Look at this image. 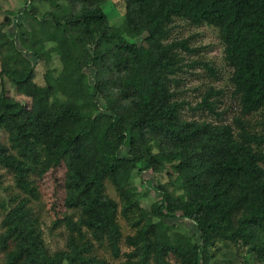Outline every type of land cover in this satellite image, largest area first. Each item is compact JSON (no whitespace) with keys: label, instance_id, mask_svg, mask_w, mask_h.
Masks as SVG:
<instances>
[{"label":"trees","instance_id":"16d2710c","mask_svg":"<svg viewBox=\"0 0 264 264\" xmlns=\"http://www.w3.org/2000/svg\"><path fill=\"white\" fill-rule=\"evenodd\" d=\"M108 1L24 0L14 20L0 21V168L15 186L0 198V259L111 264L96 253L98 243L125 264H215L228 243L240 256L244 249L247 264H264V131L245 120L264 111V0H122L120 25L110 23ZM176 19L218 30L240 107L233 124L184 118L188 103L172 86L186 66L182 52L196 49L170 39ZM11 27L18 42L6 33ZM33 59L45 62L44 84ZM217 93L209 89L195 109L219 116ZM168 165L173 183L159 184L160 201L146 208L149 193L135 187L133 171L162 173ZM60 168L67 211L57 223L68 233L64 249L51 252L32 176ZM175 220L193 223L200 239Z\"/></svg>","mask_w":264,"mask_h":264},{"label":"rangeland","instance_id":"374dc122","mask_svg":"<svg viewBox=\"0 0 264 264\" xmlns=\"http://www.w3.org/2000/svg\"><path fill=\"white\" fill-rule=\"evenodd\" d=\"M23 7L24 0H0V21L6 17L14 20ZM38 7L40 11L45 12L48 10L49 5L39 4ZM104 8L112 25H120L123 22L125 10L122 0H109ZM19 18L24 21L22 15ZM170 29L171 40H188L189 46L196 49L192 53L182 52L185 57L186 66L183 72L177 76L178 82L172 86L177 93L176 98L188 103L183 109L184 118L188 120H205L214 123L233 124L234 118L240 115V107L238 99L233 95V87L230 83L231 68L225 62L224 44L219 37L218 30L207 25H193L182 19H176L170 26ZM6 33L10 36V39H15L18 42L17 29L15 27L8 28ZM46 39L48 40L47 48H51L53 38L47 37ZM54 60L56 66L60 67L56 56H54ZM32 61L36 69V82L44 84V74L46 72L45 62L40 61L36 63L35 59ZM196 61L198 64H191ZM202 63H208L215 69V73L212 74L208 71ZM4 85L11 96L22 99L17 96L11 83L5 80ZM211 88L218 92L211 98V101L217 105L216 112L219 116L209 113L208 110L201 111L195 109L197 103L201 102L203 95ZM245 120L253 129L261 132L264 131V111L245 116ZM122 154H127L126 148L122 149ZM168 173H172L176 177V173L171 165H168L167 170L162 173H154L150 170L139 173L137 169L133 171L132 182L135 187L140 192L148 191L149 193L143 203L146 208H150L152 203L160 201L159 191L156 190L159 184L171 185L173 183ZM64 174L65 169L60 168L58 170H51L41 177L32 176V179H35V185L39 194V200L33 204L34 211L39 215V226L42 232V238L46 247L51 252L64 249L67 240V230L64 226L57 223L58 220L63 219L67 211L64 206ZM180 184V182L175 181L172 189H178ZM14 191L15 186L12 176L0 168V198H8ZM179 191L177 193H180ZM107 192L112 198L119 200V197L110 185H108ZM119 221L124 234H129L131 228L127 226L123 218L120 217ZM172 222L176 224L181 232L188 236L192 235L194 240L200 239L198 228L193 223L179 220ZM121 245L123 253H129L131 251V249L124 245V242ZM221 246L224 254H220L218 263L215 264H247L244 261V256L246 255L244 249H241L240 253L243 256H240L237 254V247L235 248L228 243ZM96 247V253L100 257L105 258L109 263H127L125 256L114 259L107 247L99 246L98 243ZM169 261L172 264H178L174 259L169 258ZM253 261L254 259L251 260L252 263ZM0 264H4L3 256H1Z\"/></svg>","mask_w":264,"mask_h":264}]
</instances>
